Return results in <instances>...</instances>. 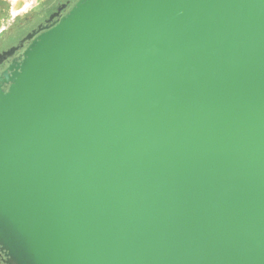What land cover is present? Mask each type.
I'll return each instance as SVG.
<instances>
[{
    "label": "water",
    "instance_id": "95a60500",
    "mask_svg": "<svg viewBox=\"0 0 264 264\" xmlns=\"http://www.w3.org/2000/svg\"><path fill=\"white\" fill-rule=\"evenodd\" d=\"M0 252L264 264V0H78L33 38L0 75Z\"/></svg>",
    "mask_w": 264,
    "mask_h": 264
},
{
    "label": "flooded vegetation",
    "instance_id": "af4514ba",
    "mask_svg": "<svg viewBox=\"0 0 264 264\" xmlns=\"http://www.w3.org/2000/svg\"><path fill=\"white\" fill-rule=\"evenodd\" d=\"M78 0H37L26 11L10 13L11 2L1 1L6 11L1 10L0 17V75L17 61L29 44L37 35L52 27L62 18ZM10 4V5H9ZM3 11V12H2ZM6 12V13H5ZM8 20V21H7ZM7 21V22H5ZM7 90V86H2ZM5 256L0 252V264H4Z\"/></svg>",
    "mask_w": 264,
    "mask_h": 264
},
{
    "label": "rangeland",
    "instance_id": "374dc122",
    "mask_svg": "<svg viewBox=\"0 0 264 264\" xmlns=\"http://www.w3.org/2000/svg\"><path fill=\"white\" fill-rule=\"evenodd\" d=\"M1 1H3V0H1ZM4 1H6V0H4ZM8 1L11 2V5L9 4L10 5V9H9L10 13L17 14V13L26 11L29 7L34 5L37 0H8ZM0 9L3 11H6L5 6L3 4H1V2H0ZM1 10H0V17L2 15ZM7 21H5V22H7ZM3 26H5L4 22H3V25L0 27L2 28Z\"/></svg>",
    "mask_w": 264,
    "mask_h": 264
}]
</instances>
